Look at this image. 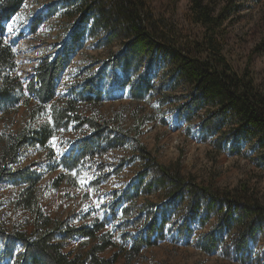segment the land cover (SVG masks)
<instances>
[{
    "label": "trees",
    "instance_id": "16d2710c",
    "mask_svg": "<svg viewBox=\"0 0 264 264\" xmlns=\"http://www.w3.org/2000/svg\"><path fill=\"white\" fill-rule=\"evenodd\" d=\"M25 1L0 0V118L21 103L30 108V119L41 113L48 119L36 127L0 133V181L20 186L12 203L30 215L33 227L30 234L8 231L0 221V264H114L120 254L128 263L144 247L158 245L171 234L190 244L194 230L212 218L215 226L196 237L195 247L207 255L219 252L247 263L264 230V202L245 183L234 188L198 183L183 175L178 163L161 164L137 138V128L124 129L114 120L100 119L97 112L86 115L81 109L101 103L105 88L125 89L140 102L157 95L159 106L173 103L176 122H198L200 142L209 139L228 155L247 148L264 168V89L247 71L234 72L221 55L223 37L216 31L220 16L212 15L203 0H188L186 19L203 28V37L193 43L191 52L174 45L169 28L163 29L165 21L153 18L143 0H55L31 17L32 31L60 11V16L72 20L70 31L55 46L56 53L42 58L24 82L14 74L16 55L4 26ZM88 39L96 40L95 48L120 42L122 49L97 61V68L87 70L79 84L57 97L58 80ZM164 63L168 69L158 75L155 70ZM179 85H187V91L169 94ZM61 133L77 135L49 167L60 171L53 189L64 183L81 186L87 164L95 168L86 180L92 190L125 165L140 164L123 188L111 192L103 215L90 225L46 215L39 203L41 174L19 166L22 149L38 146L52 152L50 141ZM116 150H129L130 155L117 164L96 162ZM75 237L93 242L84 253L65 252V243ZM108 248L117 249L113 257H100Z\"/></svg>",
    "mask_w": 264,
    "mask_h": 264
},
{
    "label": "rangeland",
    "instance_id": "374dc122",
    "mask_svg": "<svg viewBox=\"0 0 264 264\" xmlns=\"http://www.w3.org/2000/svg\"><path fill=\"white\" fill-rule=\"evenodd\" d=\"M53 1L55 0H26L19 13L4 26L6 41L13 47L16 55L17 68L14 74L24 82L42 58L56 53L55 46L64 41L70 31L72 20L60 16L61 11L32 31L31 17ZM143 1L153 18L165 21L166 26L163 29L168 31L167 27L169 28L174 37V45L193 52V43L200 42L203 28L186 19L188 0ZM203 2L210 7L212 15L220 16L216 31L223 37L221 55L234 72L247 71L254 78L255 84L264 89V0ZM95 42V39H88L83 48L76 52L57 82V97L74 83L79 84L78 81L87 70L91 73L97 68V61L106 59L110 53L122 49L120 42L114 43L110 48H95ZM90 66L93 68L90 69ZM167 69V64L164 63L155 71L160 75ZM187 89V85H179L169 94L179 96ZM81 109L86 115L92 111L97 112L100 119L114 120L116 125H121L124 129L134 131L137 128V138L157 160L163 165L178 163L181 173L186 177L218 188H234L245 183L258 200L264 202V168L256 164V153L245 148L238 155H228L226 151L215 149L209 139L204 143L200 142L197 139L198 122H176L173 103L159 106L157 95L140 102L132 100L125 89H113L109 92L105 88L101 103L97 106L84 105ZM30 116V108L17 103L14 110L8 111L0 118V133L17 132L26 125L36 127L48 119L45 113L39 114L35 120L30 119ZM76 135H56L50 141L52 152L38 146L22 149L19 166H28L41 174L39 203L46 215L67 220L72 225H90L94 218L103 215V206L109 201L111 192L123 188L140 168V164L137 162L125 165L119 174L110 177L97 190L90 189L86 184L95 169L94 165L87 164L81 178V186L74 187L64 183L53 189L52 182L60 171H52L49 167L68 150L69 141ZM128 155L129 150H116L98 158L96 162L117 164ZM19 188L20 186L9 180L0 181V221L8 231L19 230L30 234L33 228L30 215L22 209L14 208L12 203ZM215 224L216 220L212 218L204 228H196L190 238V244H185V240L182 241L175 234H171L158 245L144 247L140 255L131 262L127 263L120 254L114 264H264V230L261 237L263 240L260 239L253 247L251 259L247 263L224 258L219 252L212 255L200 252L194 245L196 237L209 231ZM129 231L133 233L134 229ZM92 242L87 243V240L75 237L65 243L63 250L84 253ZM115 251L116 248H108L99 253V256L112 258Z\"/></svg>",
    "mask_w": 264,
    "mask_h": 264
}]
</instances>
